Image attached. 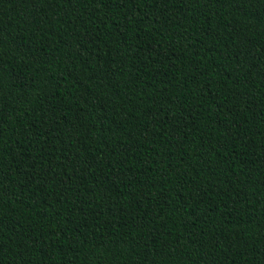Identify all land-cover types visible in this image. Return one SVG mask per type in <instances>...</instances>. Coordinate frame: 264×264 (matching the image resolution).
I'll return each instance as SVG.
<instances>
[{"label": "trees", "instance_id": "trees-1", "mask_svg": "<svg viewBox=\"0 0 264 264\" xmlns=\"http://www.w3.org/2000/svg\"><path fill=\"white\" fill-rule=\"evenodd\" d=\"M0 264H264V0H0Z\"/></svg>", "mask_w": 264, "mask_h": 264}]
</instances>
